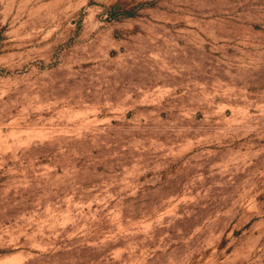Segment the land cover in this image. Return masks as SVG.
I'll return each mask as SVG.
<instances>
[{
	"label": "rangeland",
	"instance_id": "1",
	"mask_svg": "<svg viewBox=\"0 0 264 264\" xmlns=\"http://www.w3.org/2000/svg\"><path fill=\"white\" fill-rule=\"evenodd\" d=\"M0 264H264V0H0Z\"/></svg>",
	"mask_w": 264,
	"mask_h": 264
}]
</instances>
